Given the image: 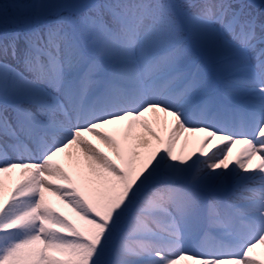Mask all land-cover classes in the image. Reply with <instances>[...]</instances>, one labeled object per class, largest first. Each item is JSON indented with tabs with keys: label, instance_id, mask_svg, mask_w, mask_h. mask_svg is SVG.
<instances>
[{
	"label": "snow or ice",
	"instance_id": "snow-or-ice-1",
	"mask_svg": "<svg viewBox=\"0 0 264 264\" xmlns=\"http://www.w3.org/2000/svg\"><path fill=\"white\" fill-rule=\"evenodd\" d=\"M0 264H264V0H0Z\"/></svg>",
	"mask_w": 264,
	"mask_h": 264
},
{
	"label": "rangeland",
	"instance_id": "rangeland-1",
	"mask_svg": "<svg viewBox=\"0 0 264 264\" xmlns=\"http://www.w3.org/2000/svg\"><path fill=\"white\" fill-rule=\"evenodd\" d=\"M189 148H191V145H189ZM189 148H188V150H189ZM213 151L215 150L214 148L212 149ZM210 154V153H209Z\"/></svg>",
	"mask_w": 264,
	"mask_h": 264
},
{
	"label": "bare ground",
	"instance_id": "bare-ground-1",
	"mask_svg": "<svg viewBox=\"0 0 264 264\" xmlns=\"http://www.w3.org/2000/svg\"><path fill=\"white\" fill-rule=\"evenodd\" d=\"M191 147H192V145H191ZM189 150H191V148H189Z\"/></svg>",
	"mask_w": 264,
	"mask_h": 264
}]
</instances>
